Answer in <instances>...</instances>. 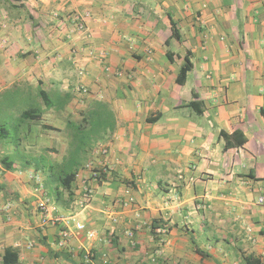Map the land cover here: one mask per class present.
Segmentation results:
<instances>
[{"label":"crops","instance_id":"obj_1","mask_svg":"<svg viewBox=\"0 0 264 264\" xmlns=\"http://www.w3.org/2000/svg\"><path fill=\"white\" fill-rule=\"evenodd\" d=\"M26 80L48 95L41 124L20 113L18 141L9 127L0 138V264L5 254H18L11 264H90L89 251L94 264H264V0H0V82ZM100 95L115 129L94 141L69 207L47 189L52 213L72 217L60 246L64 223H43L38 206L46 176L31 173L43 175L41 156L60 162L66 152L60 105L84 120ZM157 219L167 232L152 231Z\"/></svg>","mask_w":264,"mask_h":264},{"label":"trees","instance_id":"obj_2","mask_svg":"<svg viewBox=\"0 0 264 264\" xmlns=\"http://www.w3.org/2000/svg\"><path fill=\"white\" fill-rule=\"evenodd\" d=\"M171 24H172L171 38L180 39L181 37L179 34V30L176 26V22H174L173 19H171ZM166 42L167 44H169L170 38H168ZM167 54L169 58L172 59L173 52L168 50ZM192 68H193V62L190 57V51H188L184 57V63L181 66V69L179 71L177 82L181 84L184 83L187 80L188 73ZM41 93L43 94L44 99L48 95L47 92L45 91H41ZM196 96L197 95L195 94V97ZM196 103L198 102L191 101L189 104L196 105ZM39 109L40 108H37V107L27 108L21 112L20 118L22 120H25L26 122L31 121V120L38 121L41 119V110ZM113 116H112L111 121L104 119L103 116L95 117L96 121L95 122L92 121L95 124L90 127L89 136L84 135V137L86 138L78 139L79 143L75 142L76 137L78 136L76 133L77 130H75L72 138L68 139V147L60 162L58 161L55 162L53 160L52 161L47 160V157L45 155L38 158L37 162H35L34 164L35 171L41 172L42 174H44V176H46V180L42 182L46 193L49 194L48 192L49 190L50 194L53 196L55 202L58 205H61L62 207H69L70 203L74 200V186L73 185L77 179L78 170L82 165H84L85 161L87 160L88 153L91 150V147L94 141L102 137L104 133L113 131L115 129L116 123L113 120ZM84 117H85L84 120H86V116ZM148 120L155 121L156 117L155 118L149 117ZM72 122L73 121L69 119L67 123V127H70L72 125ZM3 130L6 132L4 133ZM238 132L239 131H236L235 133H238ZM7 133H9V128L6 126L5 123L0 122V138H4L5 136H7ZM18 139L19 137L16 140ZM245 141H246V138L243 137V140L241 141V143ZM12 162L13 161H11V163ZM162 225H163V222L157 219L151 222L150 227L153 231L156 227H160ZM197 251L199 253H202L201 251H199V249ZM8 252H10V250H7V253ZM17 260H18V254H15L14 257L12 258H8L7 254H5L4 256V262L6 264L14 263ZM252 261H255V264H262L260 259L258 258H252V257L247 258V264H253Z\"/></svg>","mask_w":264,"mask_h":264},{"label":"rangeland","instance_id":"obj_3","mask_svg":"<svg viewBox=\"0 0 264 264\" xmlns=\"http://www.w3.org/2000/svg\"><path fill=\"white\" fill-rule=\"evenodd\" d=\"M79 72V74H83V70H79ZM0 85V121H5L6 126L12 130L14 140L18 141L16 140V137L19 136L18 128L20 126V120L17 118L18 114H20L27 108H43V104L41 102V99H43V94L41 93V89H45L43 88L45 85H43V87H38L37 85L27 80L16 83L9 87H6V83L4 82H0ZM74 90H77V92H80L81 94H89L91 92L89 87L79 82L77 83ZM48 93L51 99H53V96L59 97L58 99L61 98V94L55 95L54 91ZM64 97H66V94H64ZM61 100L64 101L65 98H61ZM60 107L65 111V114L67 116H70V120L73 121L70 127H67L68 121L66 123V141L68 142V139L72 138V136L74 135V131L77 130L76 133L78 136L75 140L76 143H79L78 139L86 138L84 137V135L89 136L90 127L93 126L95 124L94 122L96 121L95 117L103 116L104 119L111 121L112 116L116 113L114 107L111 106V104L106 101V99L103 98L102 95L90 99L87 102V105L82 108L81 112L84 116H86V120H78L76 112H74L72 108L65 106V104L60 105ZM37 122L40 123V121ZM37 122L36 125L38 127L39 123ZM43 125H45V123H43ZM40 128L42 129V133L45 134V126H42ZM62 141V139L54 140V145L57 146L60 151L63 148ZM45 143L46 142H44L43 140L40 145H42L43 147L45 146ZM92 146L95 147L96 143L92 144ZM86 163L87 161L84 164ZM41 176H44V174H40L38 176L39 178H35V173H31V178L35 179L37 182H39L40 179H44ZM42 182H44V180ZM40 196L42 195L40 194Z\"/></svg>","mask_w":264,"mask_h":264},{"label":"built area","instance_id":"obj_4","mask_svg":"<svg viewBox=\"0 0 264 264\" xmlns=\"http://www.w3.org/2000/svg\"><path fill=\"white\" fill-rule=\"evenodd\" d=\"M78 28L83 29L84 28V23L79 20L78 21ZM102 152H105V149H101ZM87 167H91V163L86 164ZM108 172V168L106 165H102L99 167H92V175L95 179L99 178L102 174H105ZM36 192L41 194L40 201L38 203L39 209L41 210L42 216H43V223L45 224H56L58 222L64 223L63 229L61 230V239L59 241V245L63 246L67 242V240L73 235L72 229L70 228V221H71V215L69 214H64V213H58V214H53L50 208V199L48 194L46 193L44 186L42 183H38L37 186H35ZM86 196L88 198L92 197V190L89 189L88 192L86 193ZM116 220V219H115ZM75 228L77 231L81 232H86V236L91 239H98L100 236L96 229L88 228L86 223L83 221L75 220ZM156 232L158 233H163L167 232L166 227H156L155 228ZM132 232H129V235H132ZM85 260L90 263L94 264V253L92 251L86 252L85 254ZM143 264H150L149 262H144Z\"/></svg>","mask_w":264,"mask_h":264}]
</instances>
